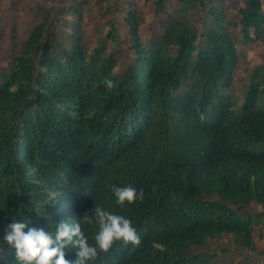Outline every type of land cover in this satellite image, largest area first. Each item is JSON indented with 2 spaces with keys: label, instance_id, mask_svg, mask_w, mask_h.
Returning a JSON list of instances; mask_svg holds the SVG:
<instances>
[{
  "label": "trees",
  "instance_id": "16d2710c",
  "mask_svg": "<svg viewBox=\"0 0 264 264\" xmlns=\"http://www.w3.org/2000/svg\"><path fill=\"white\" fill-rule=\"evenodd\" d=\"M138 1L93 0L102 19L129 12L124 37L114 26L111 45L92 47L81 27L90 4L52 0L59 9L0 71V232L12 218L54 231L99 204L140 237L98 250L99 264H214L226 237L253 250L264 223V56L240 77L237 46L264 41V0H145L160 17L146 38ZM70 14L71 35L49 29ZM126 184L142 196L118 205L112 186ZM80 223L94 243L98 225Z\"/></svg>",
  "mask_w": 264,
  "mask_h": 264
},
{
  "label": "rangeland",
  "instance_id": "374dc122",
  "mask_svg": "<svg viewBox=\"0 0 264 264\" xmlns=\"http://www.w3.org/2000/svg\"><path fill=\"white\" fill-rule=\"evenodd\" d=\"M39 7L30 0L21 1L17 0H0V71L5 69L11 60V57L17 55L22 47L24 40L28 39L29 32L37 25L41 24L47 18L46 12H51L53 7L52 0H37ZM90 4L91 12L81 22L82 30L86 33V42L90 43L92 47L99 45L101 42L107 46L111 45V41L107 40V36L110 30L115 29L119 31L121 37L125 36L128 30L125 24V18L127 17V8L125 13L115 16L108 15L103 17L99 16L100 9L96 2L93 0H76V2H68L66 8L78 6L86 8V4ZM125 3V2H124ZM99 5V4H98ZM153 4H147L145 0L134 3V11L137 13L139 19H143L144 23L141 26V31L144 38L149 34L150 28H158L160 17H156L153 12ZM62 9V7H60ZM59 9V7H58ZM106 9H103V12ZM57 11V10H56ZM235 14V13H233ZM54 17L55 13L49 18ZM117 18V21H113L112 24H108L109 20ZM79 17L70 14L68 17L60 21L59 27L57 24L50 26V30L55 31V34H62L66 31L68 35H71L78 27L75 26L79 23ZM117 22V23H116ZM68 24V27H65ZM75 24V25H74ZM121 43H125L122 40ZM128 48L122 50L127 54ZM125 56V55H124ZM264 56V41L256 44L247 45L240 49V58H238L237 72L239 76H243L244 68H250L253 65L260 64ZM120 66L117 70H120L123 66L122 58L119 59ZM238 77V78H240ZM250 210L255 211L254 207H250ZM252 240L254 243L253 250H241L237 247L236 241L232 237H226L220 239L218 242H214L219 245L216 253V261L214 264H264V223L261 226L254 227L252 230ZM224 250V252H223Z\"/></svg>",
  "mask_w": 264,
  "mask_h": 264
},
{
  "label": "clouds",
  "instance_id": "9594fccd",
  "mask_svg": "<svg viewBox=\"0 0 264 264\" xmlns=\"http://www.w3.org/2000/svg\"><path fill=\"white\" fill-rule=\"evenodd\" d=\"M244 47L246 45L237 46L238 58L240 49ZM106 87H112L110 80L106 81ZM112 193L118 205L131 203L142 196V191L127 184L113 185ZM91 212V216L85 213L79 219L56 222L54 231L32 225L26 218L10 219L0 232V264H99L95 260L98 250L106 252L114 241L139 243L140 237L126 216L111 212L99 204L92 207ZM81 220L89 223L95 221L98 225L94 243H89L82 232ZM69 248L75 249L72 259L68 255ZM109 255H102L99 261ZM117 258L121 257L117 255ZM122 262L121 259L118 262L114 256L113 264Z\"/></svg>",
  "mask_w": 264,
  "mask_h": 264
}]
</instances>
